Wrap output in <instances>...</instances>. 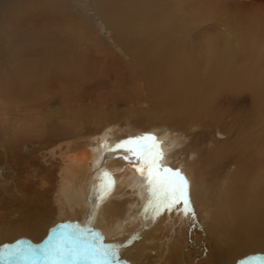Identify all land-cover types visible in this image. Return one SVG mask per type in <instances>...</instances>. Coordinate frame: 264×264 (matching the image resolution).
Masks as SVG:
<instances>
[{
  "label": "bare ground",
  "instance_id": "6f19581e",
  "mask_svg": "<svg viewBox=\"0 0 264 264\" xmlns=\"http://www.w3.org/2000/svg\"><path fill=\"white\" fill-rule=\"evenodd\" d=\"M65 259L264 264V0H0V264Z\"/></svg>",
  "mask_w": 264,
  "mask_h": 264
},
{
  "label": "snow or ice",
  "instance_id": "6c2138e0",
  "mask_svg": "<svg viewBox=\"0 0 264 264\" xmlns=\"http://www.w3.org/2000/svg\"><path fill=\"white\" fill-rule=\"evenodd\" d=\"M153 139L154 137L151 136L139 137L135 140L129 139L118 144L117 148L126 147V150L136 157V160L140 164L139 170L142 174L145 169L147 170L149 178L148 183L152 189V195L155 198V207L157 211L161 206H166L170 209L174 205L180 203H183L185 208H187L190 203L187 180L179 171L161 168L159 166L158 160L161 158L162 153L158 151L153 153L147 144V141ZM155 147V144L151 146V148ZM124 159H128V157H124ZM168 173H171V175H167ZM30 251L32 254H35L34 250ZM46 254L52 258L64 259L66 255L85 256L90 254L95 256L96 253L93 250L85 248L80 250H69L66 254L62 245H56L46 250ZM104 255H107V253H104Z\"/></svg>",
  "mask_w": 264,
  "mask_h": 264
},
{
  "label": "rangeland",
  "instance_id": "374dc122",
  "mask_svg": "<svg viewBox=\"0 0 264 264\" xmlns=\"http://www.w3.org/2000/svg\"><path fill=\"white\" fill-rule=\"evenodd\" d=\"M251 103H252V98L250 99V103L248 102L247 105H252ZM253 112H254V107H253L252 110H248V114H250V113L253 114ZM246 118L249 119L248 122L245 123V124H242V119L240 118V116H237L236 115V123L234 124V129H237L238 127H244L245 126L244 132H246L247 134H249V129H250L249 126H250V124L252 122H251V118L250 117L246 116ZM39 262L41 264L43 263V261H39ZM79 263H81V264H88V263H85V262H79ZM79 263L75 262L74 260L69 261L68 259H65L63 261L50 262L49 264H79Z\"/></svg>",
  "mask_w": 264,
  "mask_h": 264
}]
</instances>
